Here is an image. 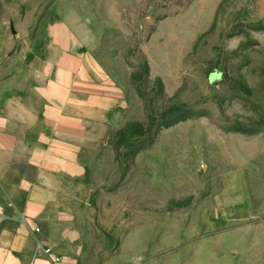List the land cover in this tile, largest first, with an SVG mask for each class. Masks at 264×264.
Segmentation results:
<instances>
[{
	"label": "rangeland",
	"instance_id": "374dc122",
	"mask_svg": "<svg viewBox=\"0 0 264 264\" xmlns=\"http://www.w3.org/2000/svg\"><path fill=\"white\" fill-rule=\"evenodd\" d=\"M13 76L115 95L63 264H264V0H0Z\"/></svg>",
	"mask_w": 264,
	"mask_h": 264
},
{
	"label": "crops",
	"instance_id": "0c3cea01",
	"mask_svg": "<svg viewBox=\"0 0 264 264\" xmlns=\"http://www.w3.org/2000/svg\"><path fill=\"white\" fill-rule=\"evenodd\" d=\"M14 79L0 85V264H63L72 185L85 173L80 147L115 95L83 80L77 91L69 83L23 94Z\"/></svg>",
	"mask_w": 264,
	"mask_h": 264
},
{
	"label": "built area",
	"instance_id": "2783aa9c",
	"mask_svg": "<svg viewBox=\"0 0 264 264\" xmlns=\"http://www.w3.org/2000/svg\"><path fill=\"white\" fill-rule=\"evenodd\" d=\"M36 231L38 232L39 228H36ZM37 249H38L39 253L45 254V255L48 254L50 251V249L48 247L43 246V244H41V243H38Z\"/></svg>",
	"mask_w": 264,
	"mask_h": 264
}]
</instances>
